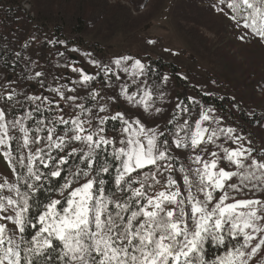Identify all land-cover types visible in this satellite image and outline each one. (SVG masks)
Instances as JSON below:
<instances>
[{
	"label": "snow or ice",
	"instance_id": "1",
	"mask_svg": "<svg viewBox=\"0 0 264 264\" xmlns=\"http://www.w3.org/2000/svg\"><path fill=\"white\" fill-rule=\"evenodd\" d=\"M212 7L241 41L264 42V0ZM83 55L95 73L63 65L78 79L51 97L11 81L0 93L13 177L0 174V264H251L264 251V143L196 97L162 106L170 77L157 84L140 58Z\"/></svg>",
	"mask_w": 264,
	"mask_h": 264
},
{
	"label": "rangeland",
	"instance_id": "2",
	"mask_svg": "<svg viewBox=\"0 0 264 264\" xmlns=\"http://www.w3.org/2000/svg\"><path fill=\"white\" fill-rule=\"evenodd\" d=\"M37 1L41 2L44 10L50 7L52 11L58 10L60 1L66 2L20 0L32 17L36 16L34 5ZM77 1L67 0L65 12H73ZM107 2L109 13L93 22L84 33H75L67 26L64 27V35L72 43L62 61L64 65L74 57L76 62H68L69 65L84 67L90 73H95L96 69L87 63L84 52L91 53L101 61H109L121 55H132L147 63L162 58L179 68L182 82L190 87V98L196 97L194 88H198L208 94L229 96L249 112H254L256 104L264 95V44L252 38L241 41L238 37L244 30L235 28L222 13L214 11L212 5L215 0ZM72 48L80 51H69ZM167 76L170 77L169 74ZM75 78L76 74L71 68L57 69L55 83L51 87L66 84ZM9 81V88L16 91L18 86L14 77L4 74L2 85H8ZM166 86L162 106L167 108L168 102H176L179 88L171 78ZM2 89L4 93L8 91L6 87ZM26 90L32 95L43 93L53 96L48 90L40 92L31 85ZM216 115L220 116L217 111ZM251 134L249 138L259 147L264 143V124H260ZM0 174L13 179L3 157H0ZM262 260L264 251L258 253L251 264H261Z\"/></svg>",
	"mask_w": 264,
	"mask_h": 264
},
{
	"label": "trees",
	"instance_id": "3",
	"mask_svg": "<svg viewBox=\"0 0 264 264\" xmlns=\"http://www.w3.org/2000/svg\"><path fill=\"white\" fill-rule=\"evenodd\" d=\"M66 2L60 1L61 5L58 10L52 11L50 7L44 10L41 2L37 1L34 5L36 16L32 17L31 12L26 11L20 0H0V93H4L1 83L4 74L14 77L18 86L15 92L18 94H30L26 90V87L30 85L38 88L40 92L46 91L55 83L57 69L70 70L69 67H63L62 63L67 49L72 44L64 35V27L67 26L75 33H84L93 22L109 13L108 7L110 6L107 0H78L71 13L65 12ZM45 6H47L46 2ZM33 37L35 39H32ZM53 41H64L65 43L54 44ZM60 52H64V56H60ZM68 62L69 64L75 63L76 59L73 57L71 60L70 58ZM148 64L151 67L150 75L157 84L160 83L162 76L169 74L179 88L176 98L179 97L180 101L190 104L188 96L190 87L182 82L179 75L180 70L176 65L162 58L149 60ZM37 71L43 72V77L29 79V77H34ZM38 79L44 81V87H41ZM76 79H78L77 74ZM151 82L150 80L149 83ZM160 90L165 93L167 86L163 85ZM79 91L84 92L83 89ZM194 91L197 99H200L206 106L214 107L220 116L225 118L226 125L238 127L248 137L260 124H264V95L262 100L256 104L254 112H249L241 103L229 96L205 95V92L198 88H194ZM24 95H18L17 99L24 101ZM160 104L158 101V106ZM22 112V109H18L19 114ZM44 115L47 116L49 113H44ZM113 126L118 127L116 122H110L109 128ZM213 251L210 248L209 254H213Z\"/></svg>",
	"mask_w": 264,
	"mask_h": 264
}]
</instances>
